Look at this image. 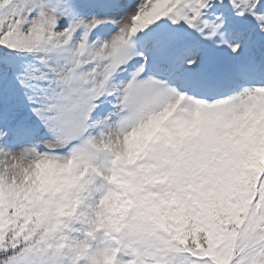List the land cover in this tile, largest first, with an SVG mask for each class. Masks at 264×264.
Listing matches in <instances>:
<instances>
[{"label": "snow or ice", "instance_id": "snow-or-ice-1", "mask_svg": "<svg viewBox=\"0 0 264 264\" xmlns=\"http://www.w3.org/2000/svg\"><path fill=\"white\" fill-rule=\"evenodd\" d=\"M0 264H264V0H0Z\"/></svg>", "mask_w": 264, "mask_h": 264}]
</instances>
